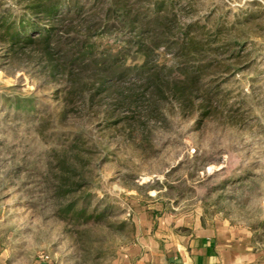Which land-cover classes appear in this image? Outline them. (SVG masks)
<instances>
[{
    "label": "rangeland",
    "instance_id": "374dc122",
    "mask_svg": "<svg viewBox=\"0 0 264 264\" xmlns=\"http://www.w3.org/2000/svg\"><path fill=\"white\" fill-rule=\"evenodd\" d=\"M161 1L174 3L173 33L191 26L214 49L208 100L158 95L132 76L62 118L37 54L13 59L0 45V249L17 263L111 264L135 241L141 213L202 212L264 229V0ZM133 37L118 29L96 41L137 69L145 60L126 44ZM170 48L152 51L151 63L179 77L185 62Z\"/></svg>",
    "mask_w": 264,
    "mask_h": 264
},
{
    "label": "trees",
    "instance_id": "16d2710c",
    "mask_svg": "<svg viewBox=\"0 0 264 264\" xmlns=\"http://www.w3.org/2000/svg\"><path fill=\"white\" fill-rule=\"evenodd\" d=\"M18 4L22 6L19 10L3 9L0 5V45L7 46L13 59L27 49L37 54V64L43 66L44 84L57 85L56 95L63 100L62 118L67 117L74 104L88 108L120 84L131 82L132 76L158 95L164 96L168 90L174 98L186 101L195 92H201L206 100L211 97L203 87L205 76L214 67L207 61L214 49L201 44L191 26L173 33L178 26L173 2L18 0ZM118 29L134 36L126 44L136 45V54L144 57L141 67L129 68L121 52L99 48L96 40ZM170 44L175 47L177 58L185 62L178 67L179 77H173V67L151 63L152 51L162 46L171 51ZM125 100L131 103L134 97ZM25 104L34 109L30 99ZM77 204L73 201L65 210L72 212ZM89 206L90 202L84 204L78 215H84Z\"/></svg>",
    "mask_w": 264,
    "mask_h": 264
},
{
    "label": "crops",
    "instance_id": "0c3cea01",
    "mask_svg": "<svg viewBox=\"0 0 264 264\" xmlns=\"http://www.w3.org/2000/svg\"><path fill=\"white\" fill-rule=\"evenodd\" d=\"M134 222L135 241L121 248L111 264H264L261 228L233 226L202 212L196 216L141 213ZM0 264L19 263L0 249Z\"/></svg>",
    "mask_w": 264,
    "mask_h": 264
}]
</instances>
